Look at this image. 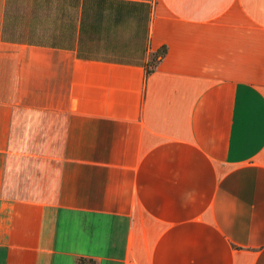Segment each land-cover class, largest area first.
<instances>
[{"label":"crops","instance_id":"0c3cea01","mask_svg":"<svg viewBox=\"0 0 264 264\" xmlns=\"http://www.w3.org/2000/svg\"><path fill=\"white\" fill-rule=\"evenodd\" d=\"M80 256L264 264V0H0V264Z\"/></svg>","mask_w":264,"mask_h":264},{"label":"trees","instance_id":"16d2710c","mask_svg":"<svg viewBox=\"0 0 264 264\" xmlns=\"http://www.w3.org/2000/svg\"><path fill=\"white\" fill-rule=\"evenodd\" d=\"M166 47L162 46L153 52L152 57L147 66V74L153 71L159 59L164 55ZM76 264H98L94 258L80 256L76 260Z\"/></svg>","mask_w":264,"mask_h":264}]
</instances>
